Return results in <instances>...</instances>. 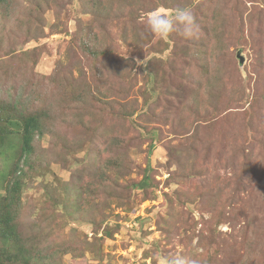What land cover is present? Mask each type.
<instances>
[{"label": "rangeland", "instance_id": "1", "mask_svg": "<svg viewBox=\"0 0 264 264\" xmlns=\"http://www.w3.org/2000/svg\"><path fill=\"white\" fill-rule=\"evenodd\" d=\"M0 224V264H264V0L2 1Z\"/></svg>", "mask_w": 264, "mask_h": 264}, {"label": "clouds", "instance_id": "2", "mask_svg": "<svg viewBox=\"0 0 264 264\" xmlns=\"http://www.w3.org/2000/svg\"><path fill=\"white\" fill-rule=\"evenodd\" d=\"M147 26L154 38L159 39H165L173 32H178L186 39H193L198 32L195 17L187 8L175 10L171 17L162 10H154L147 16ZM165 264H188V262L185 258L176 256L168 258Z\"/></svg>", "mask_w": 264, "mask_h": 264}, {"label": "trees", "instance_id": "3", "mask_svg": "<svg viewBox=\"0 0 264 264\" xmlns=\"http://www.w3.org/2000/svg\"><path fill=\"white\" fill-rule=\"evenodd\" d=\"M4 1V0H0V3ZM22 119L24 120V123L21 122ZM22 119L19 121H12L11 122V126H15L17 128H22L23 130V151L24 153H28L31 150V140H32V133L33 130L37 128V120L34 116H29V115H23ZM5 130L3 129V134L2 137H6L8 136L6 133L8 132H4ZM150 170V165L147 166V171ZM149 174H146L145 177L143 178V180L141 181V184L139 183L138 185H142V186H146L147 183L149 182ZM13 185V186H12ZM11 186V189H18L20 186V183L18 182V180H14L13 184ZM2 217V216H1ZM2 221H6L5 224H7V222H10V213L9 211H6V214L3 215V218H1ZM4 224V225H5ZM7 229L10 231L12 230L11 227L7 224ZM6 227H5V231H6ZM3 228V225L0 224V229Z\"/></svg>", "mask_w": 264, "mask_h": 264}]
</instances>
